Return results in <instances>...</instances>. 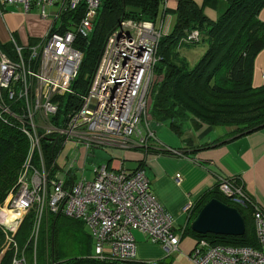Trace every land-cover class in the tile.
<instances>
[{
    "label": "built area",
    "instance_id": "obj_1",
    "mask_svg": "<svg viewBox=\"0 0 264 264\" xmlns=\"http://www.w3.org/2000/svg\"><path fill=\"white\" fill-rule=\"evenodd\" d=\"M167 2L164 0V12H169ZM100 3L101 0H0L6 6L22 7L25 14L35 10L41 19H51L45 35L34 44L19 46L11 36L13 55L0 49V119L15 118L28 140L27 157L16 187L5 202L9 212L16 216L14 227L29 212L34 215L26 244L32 249L33 264L45 212L81 221L93 242L90 258L97 261L159 264L160 260L136 259L133 233L159 245L165 258L179 251L183 236L184 229L174 233L173 221L152 192L142 168L108 169L95 164L94 153L96 149L146 148L156 140L148 119L147 96L158 60V41L166 35L165 13L158 29L148 21L122 20L104 42L90 85L80 96L79 108L59 126L50 122L58 112L55 98L73 94L71 84L83 57L74 44L78 38L87 39L92 34ZM80 5L79 16L76 9ZM50 7L57 11L48 12ZM65 21L69 25L62 31ZM198 41V31H192L180 43ZM44 137H54L62 146L71 141L83 145V164L92 165L91 178L85 175L83 167L76 181L58 176L50 179L42 160ZM35 154L40 159L37 165L32 163ZM75 161H71L67 171ZM234 179L220 177L218 190L240 206H252L258 248L214 246L201 239L187 255L190 263L264 264V209ZM175 181L180 182V176H175ZM193 208V204L187 203L182 211L192 213ZM0 228L5 238L0 260L12 250L11 264H27L25 252L14 238L17 228L12 231L3 223Z\"/></svg>",
    "mask_w": 264,
    "mask_h": 264
},
{
    "label": "trees",
    "instance_id": "obj_2",
    "mask_svg": "<svg viewBox=\"0 0 264 264\" xmlns=\"http://www.w3.org/2000/svg\"><path fill=\"white\" fill-rule=\"evenodd\" d=\"M201 1L200 6L195 0H177L174 12H164V0H101L92 34L87 39L78 38L74 44L83 56L81 65L71 84L73 94L55 98L58 112L50 119L52 126H59L64 118L79 108L80 96L86 93L90 85L104 42L122 20L148 21L156 26L164 13H171L176 16L175 26L159 39L157 45L158 60L147 96L149 117L157 122L168 121L171 130L177 134L187 120L195 125L234 127L237 134L264 128V85L257 88L251 86L253 60L264 47V24L259 20L264 0H224L227 8L214 21L206 17L204 9L223 0ZM76 12L80 16L82 5ZM65 23L62 31L69 25ZM192 31H198L199 41L180 43ZM198 48L203 53L191 65L184 55ZM0 49L8 56L13 55L14 48L10 43L0 45ZM11 107L20 112L15 105ZM60 150L62 144L56 138L42 139V160L50 179L59 169L56 159ZM27 153L28 140L22 134L19 122L8 116L5 121L0 119V206L16 187ZM32 163H40L37 154ZM234 181L240 185L237 179ZM211 199L237 209L245 224L242 236H201L190 230V222ZM252 212L251 205L240 206L232 202L219 192L216 184L195 205L183 236L191 235L197 241L204 239L214 246L257 249ZM33 216L30 213L23 219L14 237L20 250L25 252L27 264L33 262L32 249L26 246ZM84 226L81 221L49 213L43 220L35 264L39 260L40 264H145L91 259L92 239L84 231ZM3 242L4 235L0 228V251ZM69 244L79 245V255L66 259L63 249ZM13 255L12 250L5 252L0 264H11Z\"/></svg>",
    "mask_w": 264,
    "mask_h": 264
},
{
    "label": "crops",
    "instance_id": "obj_3",
    "mask_svg": "<svg viewBox=\"0 0 264 264\" xmlns=\"http://www.w3.org/2000/svg\"><path fill=\"white\" fill-rule=\"evenodd\" d=\"M195 1L201 6V0ZM176 5L177 0L167 2L172 12ZM48 9V12H54L53 7ZM225 9L226 6L219 1L204 9V14L214 21ZM259 20L264 24V7L259 13ZM168 22L164 25L166 34L170 32ZM49 24L35 10L25 14L22 7L0 4V45L8 44L11 36L19 46L32 45L45 35ZM263 85L264 47L254 57L251 73V86L257 88ZM148 119L156 140L150 141L146 148L96 149L94 153L98 163L95 164L114 170L123 168L133 171L142 168L152 192L170 215L175 234L187 226L192 214L183 212V207L191 203L195 208L214 189L220 177L236 178L245 192L254 197L264 209V128L237 134L234 127L195 125L187 120L177 134L171 130L168 121L157 122L151 117ZM85 153L83 145H77L74 141L63 145L56 159L59 169L55 170V176L69 182L76 181L81 177L79 171L83 167L86 175V165L83 164ZM73 160H76L73 167L67 171ZM175 176H180V182L175 181ZM87 177L91 178V174ZM133 236L137 260L161 262L166 259L159 245L150 243L138 232L133 233ZM196 242L197 239L191 235L181 237L179 251L169 256L170 264H192L187 255ZM90 245L91 256V240Z\"/></svg>",
    "mask_w": 264,
    "mask_h": 264
},
{
    "label": "water",
    "instance_id": "obj_4",
    "mask_svg": "<svg viewBox=\"0 0 264 264\" xmlns=\"http://www.w3.org/2000/svg\"><path fill=\"white\" fill-rule=\"evenodd\" d=\"M190 230L196 235L213 234L218 236L240 237L245 232L242 216L233 207H229L217 199L209 200L190 223ZM166 258L160 264H170Z\"/></svg>",
    "mask_w": 264,
    "mask_h": 264
},
{
    "label": "rangeland",
    "instance_id": "obj_5",
    "mask_svg": "<svg viewBox=\"0 0 264 264\" xmlns=\"http://www.w3.org/2000/svg\"><path fill=\"white\" fill-rule=\"evenodd\" d=\"M221 4L222 5H224V6H226V8H227V2L226 1H221ZM53 11H57V8H54L53 9ZM169 18V19H168ZM49 20V22H51V19H48ZM169 20V30H170V32L173 30V28H174V26H175V23H176V16L174 15V14H165V18H164V20H163V26H164V24H166L167 23V21ZM160 21H161V18L158 20V22H157V24H156V28L158 29L159 28V23H160ZM165 30V29H164ZM164 32V31H163ZM201 53H202V50L200 49V48H198V49H196L195 51H189L186 55H184L185 56V58L190 62V64L191 65H194L199 59H200V57H201ZM60 152H61V150H60ZM59 152V153H60ZM67 161V160H66ZM97 163H98V161L97 160H95ZM92 168V165L90 166L89 165V163H86V169H87V172H86V175L87 176H89V174H91V172L90 171H88V170H90ZM89 173V174H88ZM7 198H8V196H7ZM6 198V199H7ZM6 201V200H5ZM4 201V202H5ZM5 212H8V213H11V212H9V209H8V207H7V203L5 202V204H2L1 206H0V223H3V224H5L7 227H9L8 226V224H7V221L4 219V213ZM31 212H29L28 214H30ZM11 214H13V213H11ZM27 214V215H28ZM49 213L48 212H45L44 213V215H43V219L42 220H44L45 221V218H46V216L48 215ZM15 218H16V216L13 218L12 217V226H11V230L12 231H14L16 228V231L18 230V228H19V226L21 225V224H19L18 225V227H14L15 225H14V223H13V221L15 220ZM25 218V217H24ZM24 218H22V219H24ZM23 221V220H22ZM193 221V220H192ZM191 221V222H192ZM22 223V222H21ZM42 224H43V222H42ZM41 228H42V226H41ZM31 231V230H30ZM84 231L88 234V229L86 230V228H84ZM135 233V232H134ZM40 234H41V232H40ZM4 235V234H3ZM5 239V238H4ZM4 243V242H3ZM78 247H79V245L77 244H69V245H67L66 246V248H64L63 249V251H65V253H64V255H65V258L66 259H68V258H74L75 256H78L79 255V249H78ZM40 261L41 260H39L38 261V264H40ZM32 264H33V262H31ZM30 264V263H29Z\"/></svg>",
    "mask_w": 264,
    "mask_h": 264
},
{
    "label": "bare ground",
    "instance_id": "obj_6",
    "mask_svg": "<svg viewBox=\"0 0 264 264\" xmlns=\"http://www.w3.org/2000/svg\"><path fill=\"white\" fill-rule=\"evenodd\" d=\"M12 213V212H11ZM11 213H8V212H5L4 213V219L7 221V224L9 227L12 226V217L14 218L15 217V214H11Z\"/></svg>",
    "mask_w": 264,
    "mask_h": 264
}]
</instances>
